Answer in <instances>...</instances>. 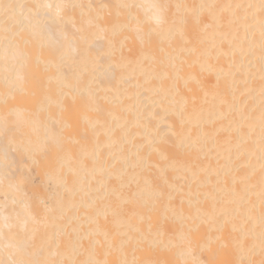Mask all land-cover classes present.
I'll use <instances>...</instances> for the list:
<instances>
[{
  "label": "bare ground",
  "instance_id": "1",
  "mask_svg": "<svg viewBox=\"0 0 264 264\" xmlns=\"http://www.w3.org/2000/svg\"><path fill=\"white\" fill-rule=\"evenodd\" d=\"M0 264H264V0H0Z\"/></svg>",
  "mask_w": 264,
  "mask_h": 264
},
{
  "label": "rangeland",
  "instance_id": "2",
  "mask_svg": "<svg viewBox=\"0 0 264 264\" xmlns=\"http://www.w3.org/2000/svg\"><path fill=\"white\" fill-rule=\"evenodd\" d=\"M43 149L44 148H42L40 150V154L43 152ZM40 176L41 175H40V173H39V171L37 169V171H35V172L32 173V177H31L32 180H34L36 182L35 187H24L25 192H23V193L22 192H17L16 196L14 195L15 198H17L18 200H21L23 198V195L24 194H27L30 197V199H31V201L33 203V207H30V210L35 214L36 219H39L40 217L41 218L43 217V214H42L43 209H41V207H42L43 204L49 203V201H50V194L44 189V187H39ZM59 188L60 187H57V186L56 187H52V193H58L59 192ZM105 200L104 199H101V201L103 203L107 202L109 199L108 200L105 199ZM78 208H79L78 211L79 212L80 211L82 212L83 207L80 206ZM59 215L64 216L65 213H59ZM82 216H84V215L82 214ZM82 218H84V217H82ZM84 224L82 226H81V224L78 225L79 228H82V229H80L81 232H85V230H86L85 229L86 226H87L86 225V222H84ZM85 234H87L88 236H86V238L83 237L82 240L85 239L84 241H86V239L88 241L89 240L88 239L89 236L92 237V236L95 235V233H94V235H93V233H89V234L88 233H85Z\"/></svg>",
  "mask_w": 264,
  "mask_h": 264
}]
</instances>
